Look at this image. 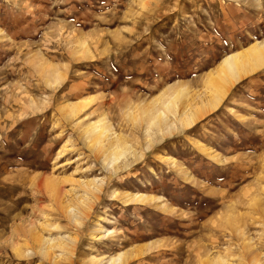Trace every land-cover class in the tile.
Listing matches in <instances>:
<instances>
[{"label": "rangeland", "instance_id": "374dc122", "mask_svg": "<svg viewBox=\"0 0 264 264\" xmlns=\"http://www.w3.org/2000/svg\"><path fill=\"white\" fill-rule=\"evenodd\" d=\"M263 40L264 0H0V264H264V61L179 121Z\"/></svg>", "mask_w": 264, "mask_h": 264}, {"label": "bare ground", "instance_id": "6f19581e", "mask_svg": "<svg viewBox=\"0 0 264 264\" xmlns=\"http://www.w3.org/2000/svg\"><path fill=\"white\" fill-rule=\"evenodd\" d=\"M264 61V40L261 41V42H257V43H253L247 47H245L244 49L240 50V51H237V52H232V53H229V54H226L222 59L221 61L218 63L217 67H216V72H215V75L213 78H210L209 79V83L211 84V87L214 89L213 92L209 93L208 96H207V100L205 103H201V104H198L197 105V102L195 103L196 105H192L193 106V109L191 111H183L180 115H179V121L184 125V126H189L194 120H196V118H198L202 112L210 109V108H213L217 105V103H219V101L223 98L224 96V91H225V88L227 87V85L231 82V80L247 73L248 71L254 69V67L256 68V64H259L258 62H263ZM209 85V84H208ZM185 92V91H184ZM179 95V94H178ZM180 96V95H179ZM173 97V96H172ZM185 97V95H184ZM174 98V97H173ZM171 99V98H170ZM185 101V100H184ZM203 102V101H202ZM175 103H177L176 101H173L170 100L168 101V104H167V109L169 111H171L172 113L175 112ZM77 106H80L81 105H78L77 103H69V104H66L65 106V109H72L74 107H77ZM79 108V107H78ZM152 108V107H151ZM154 108V107H153ZM77 109V108H75ZM189 109V108H188ZM153 110V109H152ZM177 110V109H176ZM156 111V109H154V112ZM159 111V110H158ZM163 112V111H162ZM152 113V112H151ZM177 113V112H176ZM154 114V113H153ZM157 114V113H156ZM178 114V113H177ZM171 115V114H170ZM173 117V116H172ZM169 119V118H168ZM177 119V118H176ZM175 119V120H176ZM152 125L154 127L157 128L158 132L161 131V132H164V133H168L171 129V124L168 123V121H166L165 119V116L160 112L158 113L153 119H152ZM178 121V122H179ZM173 122V121H172ZM97 124V123H96ZM176 125V124H175ZM174 125V126H175ZM102 126V125H100ZM105 126V124H104ZM103 126V127H104ZM92 127V126H91ZM96 128V131L94 132V130H92L94 133H96V138H94L97 142H101V139L103 137H107L106 135V127L105 128H101L99 126H93ZM94 128V129H95ZM92 129V128H91ZM174 129V128H173ZM90 131V132H92ZM172 131V129H171ZM170 131V132H171ZM89 132V135L91 136L92 133ZM152 133V132H151ZM89 136V137H90ZM95 137V136H94ZM118 138V136H116ZM120 138V137H119ZM118 138V141L120 140ZM94 140V141H95ZM116 141V139H115ZM114 141V143H115ZM90 142V140H89ZM96 142V143H97ZM112 142V141H111ZM91 143H92V140H91ZM95 143V144H96ZM113 143V142H112ZM117 143V142H116ZM119 143V142H118ZM101 145V144H100ZM113 145V144H112ZM111 145V146H112ZM118 145V144H117ZM92 146V145H91ZM105 146V145H104ZM115 146V145H114ZM119 146V145H118ZM122 146V144H121ZM94 147V146H93ZM124 147V146H123ZM96 148V147H95ZM105 148V147H104ZM111 148V147H110ZM102 149V148H101ZM116 149V148H114ZM113 149V150H114ZM118 149V148H117ZM128 149V148H126ZM104 150V149H103ZM119 150V149H118ZM116 150V151H118ZM120 151V150H119ZM108 152V150L106 151ZM121 152L123 153V150H121ZM103 153V152H102ZM120 153V152H119ZM125 154V153H124ZM116 152L112 151V152H109L106 156H105V161H110L113 163V161L116 159ZM123 157V156H122ZM120 158V155L119 157ZM116 161V160H115ZM106 162V163H107ZM109 163V162H108ZM113 165H115L113 163ZM108 166V165H107ZM111 166V165H110ZM111 168V167H110ZM43 180V179H42ZM40 180V183L41 181ZM102 180V179H101ZM100 181V179H99ZM104 181V180H103ZM94 181H92L93 183ZM39 183V184H40ZM51 183H53V180L50 178V177H45V180L43 181V186L45 187V189L47 188L48 190V187L52 186ZM98 184V182H96ZM38 184V183H37ZM91 184V182H90ZM96 184V185H97ZM101 184V183H100ZM89 185V184H88ZM96 185H93V186H96ZM42 186V185H41ZM42 186V187H43ZM91 186V185H90ZM103 186V184H102ZM101 187V186H100ZM99 187V188H100ZM95 188V187H94ZM102 188V187H101ZM44 189V188H43ZM42 189V190H43ZM88 189V188H86ZM91 189V188H90ZM89 189V190H90ZM93 189V188H92ZM95 191V189H93ZM97 190V189H96ZM46 191V190H44ZM92 191V190H91ZM50 192V191H48ZM50 194V193H49ZM46 225V224H45ZM46 227V226H45ZM37 232V231H36ZM34 234V232H32ZM31 233V234H32ZM32 234V235H33ZM36 234V233H35ZM36 237V235H34ZM33 236V237H34ZM39 236V235H38ZM34 237V238H35ZM40 239V237H38ZM38 239V241H39ZM45 239V238H44ZM43 239L41 238L40 241H42ZM47 241H50V240H44L43 242H47ZM52 242V240H51ZM41 243V242H40ZM57 243V242H56ZM45 245V244H43ZM42 245V246H43ZM48 245V244H46ZM51 245V243L49 244ZM39 246L41 247V245L39 244ZM19 248V247H17ZM43 248V253L47 254L48 255V247H41ZM40 250V249H39ZM41 250V252H42ZM124 257V256H122ZM123 259V258H122ZM121 260V255H118L116 258H111L108 262V264H117L119 261ZM121 263V262H120ZM119 264V263H118Z\"/></svg>", "mask_w": 264, "mask_h": 264}]
</instances>
